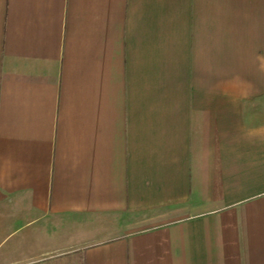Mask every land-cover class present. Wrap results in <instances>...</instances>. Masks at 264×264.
<instances>
[{
	"label": "crops",
	"instance_id": "1",
	"mask_svg": "<svg viewBox=\"0 0 264 264\" xmlns=\"http://www.w3.org/2000/svg\"><path fill=\"white\" fill-rule=\"evenodd\" d=\"M49 261L264 264V0H0V264Z\"/></svg>",
	"mask_w": 264,
	"mask_h": 264
},
{
	"label": "rangeland",
	"instance_id": "2",
	"mask_svg": "<svg viewBox=\"0 0 264 264\" xmlns=\"http://www.w3.org/2000/svg\"><path fill=\"white\" fill-rule=\"evenodd\" d=\"M52 262V261H51ZM50 261L47 263V264H53V263H51ZM66 262V261H65ZM73 263V262H72ZM79 263V261L77 262V263H73V264H78Z\"/></svg>",
	"mask_w": 264,
	"mask_h": 264
}]
</instances>
